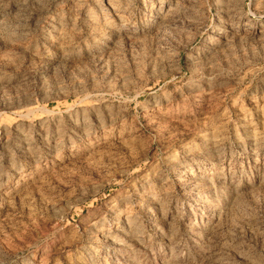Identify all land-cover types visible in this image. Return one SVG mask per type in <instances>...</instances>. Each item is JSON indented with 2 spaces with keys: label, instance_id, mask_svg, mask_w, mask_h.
Segmentation results:
<instances>
[{
  "label": "rangeland",
  "instance_id": "rangeland-1",
  "mask_svg": "<svg viewBox=\"0 0 264 264\" xmlns=\"http://www.w3.org/2000/svg\"><path fill=\"white\" fill-rule=\"evenodd\" d=\"M0 264H264V0H0Z\"/></svg>",
  "mask_w": 264,
  "mask_h": 264
}]
</instances>
